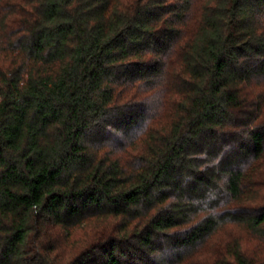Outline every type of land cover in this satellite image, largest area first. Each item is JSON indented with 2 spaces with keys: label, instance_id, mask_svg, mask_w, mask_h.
Returning <instances> with one entry per match:
<instances>
[{
  "label": "trees",
  "instance_id": "16d2710c",
  "mask_svg": "<svg viewBox=\"0 0 264 264\" xmlns=\"http://www.w3.org/2000/svg\"><path fill=\"white\" fill-rule=\"evenodd\" d=\"M0 264H264V0H0Z\"/></svg>",
  "mask_w": 264,
  "mask_h": 264
}]
</instances>
